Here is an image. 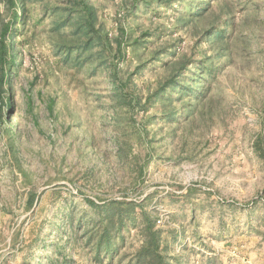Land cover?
Returning <instances> with one entry per match:
<instances>
[{
    "label": "rangeland",
    "instance_id": "rangeland-1",
    "mask_svg": "<svg viewBox=\"0 0 264 264\" xmlns=\"http://www.w3.org/2000/svg\"><path fill=\"white\" fill-rule=\"evenodd\" d=\"M204 1L0 0V264H264V0Z\"/></svg>",
    "mask_w": 264,
    "mask_h": 264
},
{
    "label": "trees",
    "instance_id": "trees-1",
    "mask_svg": "<svg viewBox=\"0 0 264 264\" xmlns=\"http://www.w3.org/2000/svg\"><path fill=\"white\" fill-rule=\"evenodd\" d=\"M203 7H202V11L208 9L211 5H212V0H205L204 3H203ZM8 48L5 46V44L3 43V41L0 43V65H3L4 62L6 61V56H10L9 53H8ZM2 78L3 76H1V79H0V88L2 87ZM152 238H151V245H153L154 247L157 246V241H158V237H157V234L153 233L152 235ZM143 251H145L143 249Z\"/></svg>",
    "mask_w": 264,
    "mask_h": 264
}]
</instances>
